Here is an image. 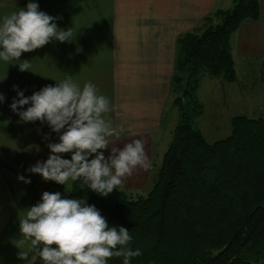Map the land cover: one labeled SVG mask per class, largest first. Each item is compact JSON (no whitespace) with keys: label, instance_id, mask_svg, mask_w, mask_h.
<instances>
[{"label":"crops","instance_id":"obj_1","mask_svg":"<svg viewBox=\"0 0 264 264\" xmlns=\"http://www.w3.org/2000/svg\"><path fill=\"white\" fill-rule=\"evenodd\" d=\"M30 0H0V18L25 9ZM39 10L57 17L54 22L63 30L76 33L71 42L53 39L47 45L22 53L20 60L32 63V71L21 72L19 61H0V166L7 174L0 181V264H30L18 258L13 240L19 238V212L41 202L45 191L60 192L66 186L45 181L28 171L37 161L49 157V143H58L60 133L46 122H23L10 105L18 99L17 86L25 97L44 86H56L71 75L81 86L92 82L110 100L111 111L105 118L126 131L103 151L105 158L112 147L122 148L135 139L144 142L151 167L137 168L120 188L144 190L152 174L153 137L161 129L166 106L171 99V78L175 67L176 40L185 32L196 30L214 10L232 7L235 0H31ZM259 2V17L244 19L230 37V50L246 58L261 59L264 65V0ZM235 35L234 41L232 37ZM234 42V43H233ZM233 43V45H232ZM234 60V59H233ZM25 105L18 111H24ZM131 128L135 135L127 129ZM47 137V139L45 138ZM72 153L61 154L71 159ZM95 158V154L89 159ZM24 176L31 183L18 179ZM6 178V180H7ZM19 187L13 196L8 182ZM1 180V179H0ZM14 193V192H13ZM3 206V205H2ZM4 213H1L3 212Z\"/></svg>","mask_w":264,"mask_h":264},{"label":"trees","instance_id":"obj_2","mask_svg":"<svg viewBox=\"0 0 264 264\" xmlns=\"http://www.w3.org/2000/svg\"><path fill=\"white\" fill-rule=\"evenodd\" d=\"M259 12L258 0H235L206 16L202 31L178 36L171 78L178 121L145 195L118 187L105 197L71 182L66 199H85L109 226L129 230L128 247L142 253L130 264H264V117L234 115L230 133L213 142L193 126L201 75L235 81L230 37ZM30 264L44 262L35 256Z\"/></svg>","mask_w":264,"mask_h":264},{"label":"clouds","instance_id":"obj_3","mask_svg":"<svg viewBox=\"0 0 264 264\" xmlns=\"http://www.w3.org/2000/svg\"><path fill=\"white\" fill-rule=\"evenodd\" d=\"M57 17L39 10L38 3L30 2L25 9L13 11L0 18V61L12 64L19 61V70L32 71V63L20 60L22 53L41 48L53 39L71 42L76 33L72 28L63 30L54 22ZM33 72V71H32ZM18 99L10 105L23 122H46L59 135L58 143H49L50 155L46 161H37L28 171L39 174L45 181L65 185L72 191V183L81 181V188L109 195L122 186L134 170L151 167L140 139L125 143L122 148L112 147L105 158L103 151L126 131L123 126H113L105 114L112 109L110 100L98 93L92 82L83 87L71 75L56 86L47 85L25 97L17 86ZM4 95L0 93V102ZM24 111H18L25 105ZM127 131L135 135L131 128ZM47 139V137H45ZM72 153L71 159L61 154ZM95 154V158L89 157ZM30 184L24 176H18ZM19 238L13 244L20 249L18 258L28 261L39 256L44 264H108V260L123 258V264L142 253L128 245L132 236L123 226H109L108 221L95 206L85 199H66L60 192L45 191L41 202L19 212Z\"/></svg>","mask_w":264,"mask_h":264},{"label":"rangeland","instance_id":"obj_4","mask_svg":"<svg viewBox=\"0 0 264 264\" xmlns=\"http://www.w3.org/2000/svg\"><path fill=\"white\" fill-rule=\"evenodd\" d=\"M206 24L207 22L203 20L196 30L202 31ZM232 38L234 41L235 35ZM232 51L236 72L235 81L226 82L218 77H210L206 73L200 77L197 96L202 103V112L194 119L193 126L198 128L209 142L222 139L230 133V118L234 115L264 117V65L261 64L262 60L246 58L236 53L235 50ZM172 98L173 94L164 111L161 129L153 137L152 160L155 165L152 167L154 169H152L150 182L144 190H128L133 193L132 195L135 193L145 195L156 179L157 167L160 166L162 154L172 138L173 128L178 121L177 108L172 104ZM7 177L0 166V181L3 184L8 181ZM8 183V189H12L11 193L14 196L19 185L16 184L15 179ZM1 209H5L4 204H0V211Z\"/></svg>","mask_w":264,"mask_h":264}]
</instances>
